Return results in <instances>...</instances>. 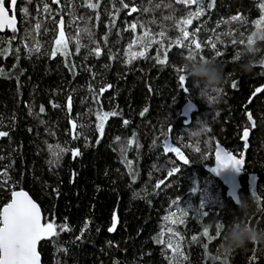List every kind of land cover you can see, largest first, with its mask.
I'll return each instance as SVG.
<instances>
[{"label":"trees","instance_id":"16d2710c","mask_svg":"<svg viewBox=\"0 0 264 264\" xmlns=\"http://www.w3.org/2000/svg\"><path fill=\"white\" fill-rule=\"evenodd\" d=\"M88 2L19 0L16 31L0 34V131L8 133L0 137V209L13 191L25 190L43 222L57 225L58 235L39 245L41 264H264V244L223 254L220 238L209 242L203 236L204 227L215 236L217 222L228 224L238 215L206 167L214 163L216 145L241 157L246 129L250 136L239 196L249 199L251 223L264 228V92H255L264 88V41L251 58V71H241L246 61L236 58L248 36L264 29V23L256 24L264 19V0H214L211 8L213 0H205L203 14L188 25L180 22L197 10L196 3L127 0L129 9H124L120 0H91L99 3L92 9ZM132 6L138 11L129 14ZM61 20L69 55L52 57ZM131 23H137L135 31ZM178 24L189 32L187 38ZM146 29L150 35L134 43ZM130 45L132 51L146 46V55L129 63ZM165 49L169 59L161 65L155 57L163 58ZM193 53L194 59L223 66L225 84L214 104L204 102L191 78L187 92L182 90L178 69ZM103 87L107 90L101 93ZM98 112L117 113L105 121L102 136L96 129ZM198 120L206 121L207 129L192 138L188 130ZM73 122L80 134L76 139ZM165 143L179 146L189 163L165 152ZM56 145L69 149L58 162ZM74 149L81 153L76 158ZM173 168L179 170L169 176ZM113 213L118 224L109 232ZM180 219L183 223L172 222ZM64 224L69 231H60ZM170 239L182 255L168 248Z\"/></svg>","mask_w":264,"mask_h":264},{"label":"snow or ice","instance_id":"6c2138e0","mask_svg":"<svg viewBox=\"0 0 264 264\" xmlns=\"http://www.w3.org/2000/svg\"><path fill=\"white\" fill-rule=\"evenodd\" d=\"M53 2H58V0H53ZM177 3H185V4H192L196 3L198 5L197 10L195 12L188 13V18L182 20L180 23L183 25H188L192 23V17L198 18L203 14L202 6L205 3V0H176ZM120 3L123 5L124 9H129V3L127 0H120ZM6 0H0V29L8 28L11 29L13 32L16 31L15 21L16 16L14 14L15 11V5L16 0H10V6L13 10V14L10 16L9 11L6 9ZM214 6V0L213 3H209L208 7L211 8ZM88 8H98L99 3H92L91 0L87 3ZM171 7V5H169ZM262 11H264V4L261 5ZM121 9H116L117 14L120 12ZM45 12L50 11V9L45 5L44 8ZM138 11L137 6L130 7L129 14L136 13ZM144 11H147V9H144ZM25 13L27 14V10L25 9ZM98 18V17H97ZM171 18V17H169ZM233 21L241 19L239 16H233L231 18ZM114 22V21H113ZM264 23V19L257 21V27L259 28L260 25ZM61 30L59 32L58 37L55 39V45L56 47L52 50L51 56L55 57L57 54L67 56L69 55L67 49H68V39H66L65 33L63 31V20L60 21ZM137 23H131L130 28L132 31H135L137 29ZM143 27V25H140ZM177 27L180 29L182 35L184 38H187L189 36V32L185 30V28L181 27L180 24L177 25ZM36 30L38 31L40 28V24H36L35 26ZM84 32L91 38V33L87 32L85 29ZM150 35L149 30H145L143 33V36L138 37L137 41H134V43L140 42L143 43L144 37H148ZM165 34L163 32L160 33V36L163 37ZM160 43V42H158ZM177 43L180 46H184L182 41H177ZM211 47L213 49L216 48V45L214 43H211ZM76 44L77 48L76 51L79 52L80 47H82L80 43V37H76ZM161 47H164L161 43ZM195 49L199 50L201 49V43L197 42L195 44ZM35 51L40 50L39 43L37 42L36 47L34 49ZM32 51V49H30ZM147 47H144V50L141 51H132V46L130 45L129 53V63L132 59H135L137 57L143 58L146 55ZM0 54H3L2 51H0ZM95 55H100L99 47L95 49ZM216 55L219 56L220 52L217 51ZM190 58H195L194 53L190 54ZM239 59V56L236 57ZM157 63L161 65H166L168 63V49L164 50L163 58L159 54L155 57ZM203 59V57H201ZM178 71H181V69H178ZM3 74V70H0V75ZM180 85L182 87V90L187 92L186 83L188 78L184 75H179L178 77ZM110 87V86H109ZM233 88L237 87L236 83L234 82L232 85ZM107 90V87H103L100 89V92L103 93ZM256 93L264 92V88H256ZM71 97L68 98V109L69 112L71 111ZM54 107L56 105H53ZM41 112L44 111V108L41 107ZM148 109L145 108L140 114L141 116L144 115L145 112H147ZM113 115H117L116 112H98L97 113V120L99 121L96 124L97 131L101 134V136L104 133V124L105 121ZM248 119L251 121L253 120V117L251 113L248 115ZM128 121H125V124H127ZM72 128L74 131L73 138H79V133L75 132V129L77 128V124L75 122L72 123ZM8 133L4 131H0V137L7 136ZM249 136V131L246 129L243 132V137L245 138V141L247 140V137ZM99 142V141H97ZM132 141H128V144H131ZM50 151H52L53 146H49ZM56 151H53V155L56 158V161L60 159V154L66 151H69V149L63 148L59 145L55 146ZM163 150L167 153H175V156L182 160L184 164H188L189 160L186 158L185 154L181 151V148L179 146H172L170 144L165 143L163 145ZM126 151V147L122 149V152ZM215 162L216 166L211 169L213 173H218L220 170L227 169L231 167L233 170H235L237 173H239L244 165V160L237 158L235 155L226 152L220 145L215 146ZM81 153L79 149L71 150V155L73 158H76ZM49 163H53V161H50ZM126 166L129 168V171L132 170V164L131 161H126ZM179 169L173 168L171 171L168 172L169 176H172L175 172H177ZM4 177L8 176L7 171L2 173ZM4 183H7V180L4 181ZM157 188H160L161 185L157 184ZM11 202L7 203L3 206L2 209H0V264H40V256L37 252V244L39 241L51 238L53 236L58 235L57 232V225L54 222H47L42 223L41 222V212L39 207L36 203L33 202L32 199L29 198V196L24 191H13L11 193ZM187 212H182V215H186ZM204 216H207V213H201ZM173 216L175 213L172 214ZM166 220L168 217L165 218ZM173 223H183V220H173ZM220 222V221H219ZM217 222L216 224V233L215 236H212L209 234L208 227H204L203 236L207 237L208 241L211 242L214 239H218L221 236V224ZM118 224V217L115 213H113L112 220H111V226L109 227L108 231L113 232L116 230ZM225 224V223H224ZM87 227V224L85 225V228ZM69 227L67 224H64L60 226V231H69ZM170 232H172L173 236L178 235V233L172 229H169ZM83 232L81 233V235ZM163 235V233H161ZM197 238L193 236V240L195 241ZM168 248L172 249L174 255H182L179 251V244L176 243L174 245L173 241L170 239L167 244ZM223 264H228L227 261H224Z\"/></svg>","mask_w":264,"mask_h":264},{"label":"clouds","instance_id":"9594fccd","mask_svg":"<svg viewBox=\"0 0 264 264\" xmlns=\"http://www.w3.org/2000/svg\"><path fill=\"white\" fill-rule=\"evenodd\" d=\"M262 41H264V29H258L248 36L245 46L239 53V59L246 61L241 63V71H251L253 65L251 58L257 51V45ZM181 72L185 77L192 79L194 85L199 89V95L204 102L209 100L213 104L218 102V94L221 93L225 84V74L222 65L211 59L197 60L190 58L181 66ZM206 129V121L198 120L196 126L188 130V134L192 138H199L205 134ZM234 203L237 206L238 215H234L228 224L219 222L221 224V243L219 248L223 254H230L247 245L264 244V228L251 223L249 220L251 214L249 199H245L242 196L234 197Z\"/></svg>","mask_w":264,"mask_h":264},{"label":"water","instance_id":"95a60500","mask_svg":"<svg viewBox=\"0 0 264 264\" xmlns=\"http://www.w3.org/2000/svg\"><path fill=\"white\" fill-rule=\"evenodd\" d=\"M9 2V6H10V0H7ZM18 1L19 0H16V5H15V9L17 7V4H18ZM10 12H13L11 6H10ZM10 15V14H9ZM11 16V15H10ZM16 23H17V20L15 21V26H16ZM6 30H11V29H8V28H4V29H0V34H4ZM251 127H254V124L253 122H251ZM249 131V136H250V130ZM249 136L247 137V140L245 141V138L243 137L242 135V138H241V141L242 143L244 144V148H243V152H242V155L241 157H237V158H240V159H243L244 162L246 160V151H247V148H248V139H249ZM221 146V145H220ZM226 152H228L223 146H221ZM232 154V153H231ZM213 159H214V163L212 166H209V167H206V172L215 180H217L223 187L224 189L226 190V197L228 199H230L233 203H234V197H239V192H240V189H241V184H240V179L243 175V169H244V166H245V163L243 165V168L242 170L237 173L235 170H233L231 167L227 168V169H223V170H220L218 173H213L211 171V169L213 167L216 166V162H215V151H214V154H213ZM15 191H24L30 199H32V197L25 191V190H15ZM11 199L12 197L10 196V201L11 202ZM33 200V199H32ZM8 202V203H9ZM34 203H36L34 200H33ZM37 204V203H36ZM235 204V203H234ZM236 205V204H235ZM38 206V204H37ZM39 207V206H38ZM40 209V208H39ZM41 212V210H40ZM41 222H43V216H42V212H41ZM44 240V239H43ZM39 241L38 244H37V252H38V249H39V245L40 243L43 241ZM39 253V252H38ZM40 256V255H39ZM40 264H41V258H40Z\"/></svg>","mask_w":264,"mask_h":264},{"label":"flooded vegetation","instance_id":"af4514ba","mask_svg":"<svg viewBox=\"0 0 264 264\" xmlns=\"http://www.w3.org/2000/svg\"><path fill=\"white\" fill-rule=\"evenodd\" d=\"M6 9L9 11V14L12 15L13 12H10V6H9V2L6 0Z\"/></svg>","mask_w":264,"mask_h":264}]
</instances>
